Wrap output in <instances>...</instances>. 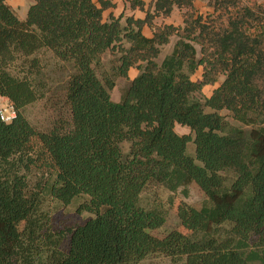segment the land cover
I'll return each mask as SVG.
<instances>
[{
    "label": "trees",
    "instance_id": "trees-1",
    "mask_svg": "<svg viewBox=\"0 0 264 264\" xmlns=\"http://www.w3.org/2000/svg\"><path fill=\"white\" fill-rule=\"evenodd\" d=\"M99 3L35 0L21 19L0 0V96L15 111L10 122L0 119V264H141L152 256L264 264V3L207 0L211 10L200 12L194 0H154L144 18L123 22L122 14L104 17L112 3ZM174 7L182 25L154 21ZM107 52L115 58L103 70ZM134 67L113 101L116 78ZM207 86L211 93L198 97ZM58 90L64 115L37 129L24 108ZM36 150L44 172L34 188L27 171ZM191 183L206 201L178 208L187 232L153 235L167 210L145 206L142 193L157 186L186 196ZM46 197L83 199L87 216L55 225L42 210Z\"/></svg>",
    "mask_w": 264,
    "mask_h": 264
},
{
    "label": "rangeland",
    "instance_id": "rangeland-1",
    "mask_svg": "<svg viewBox=\"0 0 264 264\" xmlns=\"http://www.w3.org/2000/svg\"><path fill=\"white\" fill-rule=\"evenodd\" d=\"M207 0H198L197 5L199 7L203 6V3H206ZM248 0H242L243 4H248ZM264 3V1H262ZM207 6V5H206ZM208 7V6H207ZM207 11V10H206ZM175 41V37H171L170 42L163 46L161 49V53L156 58V61L159 63L162 58L168 54L173 46ZM199 56V55H198ZM114 54H110L109 52L103 55V70H108L114 59ZM137 68H131L128 73V77H118L116 78V84L113 90L111 91V99L113 101H119L121 94L124 89L127 87L129 81L137 74ZM194 80H198L200 78V71L192 76ZM222 76L219 78V82L222 81ZM55 85L52 86L55 89ZM214 86L205 87L200 94L197 96L203 98L208 96L211 93V90ZM52 89V90H53ZM49 93L47 92L45 97L36 100L35 102L27 105L23 113L25 117L29 120V122L36 127L37 129L43 130L54 124L61 116L64 115L65 111L61 106L58 93ZM10 106V102L6 97L0 96V108H7ZM221 114L227 115L228 113L222 111ZM229 121L234 122L233 118L229 115L226 117ZM236 124V122H234ZM57 124V123H55ZM175 130L178 133L188 132V129L185 127H180L179 125L175 126ZM122 151L125 155H127L130 151V147L128 143L122 144ZM188 151L190 153H194L193 144H189ZM37 150L35 153L31 154V159L33 164H31L29 171H27V180L30 186L36 188L37 183L41 180V175L44 172V166L41 164V159L37 158ZM187 195L184 196L180 190L176 192H169L161 187L152 186L147 191L142 193V203L145 206H151L155 204H159L163 206L167 210V216L164 224L157 228L153 229L150 232L158 237H162L171 229H177L183 233L187 232L186 229L180 224L179 218L177 216L178 208L180 206H193L199 208L206 201V196L203 191L198 187L197 184L191 183L188 186ZM83 199H79L68 205H62L55 201L50 197H46L42 204V210L47 213V215L51 216L53 223L58 226H67L72 225L73 223L79 222L87 216V213L81 211L79 208V203L82 202ZM141 264H171L170 261L162 256H152L147 258Z\"/></svg>",
    "mask_w": 264,
    "mask_h": 264
},
{
    "label": "crops",
    "instance_id": "crops-1",
    "mask_svg": "<svg viewBox=\"0 0 264 264\" xmlns=\"http://www.w3.org/2000/svg\"><path fill=\"white\" fill-rule=\"evenodd\" d=\"M35 0H5V2L16 12L17 16L21 19H24L27 15V11L29 7L34 3ZM99 6V0H92ZM112 3V6H109L106 8L103 12L104 17H107L108 15L112 14L113 16H119L123 15V18L121 21L123 22L125 17L131 16L135 19L137 18H144L145 16V10L149 7V5L152 4L154 0H141L143 3V9L139 8L138 5H131L130 0H103ZM198 0H194V6L197 10L200 12H208L210 11V7L206 6V3H203L202 7H199L197 5ZM264 0H259V2H262ZM207 10V11H206ZM156 23H166V24H172L174 26L182 25V12L177 8L174 7L171 14L166 17H157L154 20ZM143 33L146 36L151 35V31L148 27L143 28Z\"/></svg>",
    "mask_w": 264,
    "mask_h": 264
},
{
    "label": "built area",
    "instance_id": "built-area-1",
    "mask_svg": "<svg viewBox=\"0 0 264 264\" xmlns=\"http://www.w3.org/2000/svg\"><path fill=\"white\" fill-rule=\"evenodd\" d=\"M15 117V111L12 106L0 108V119L4 122H10Z\"/></svg>",
    "mask_w": 264,
    "mask_h": 264
}]
</instances>
